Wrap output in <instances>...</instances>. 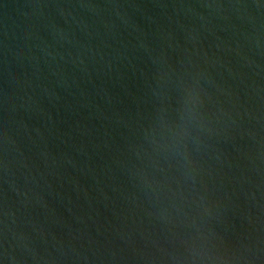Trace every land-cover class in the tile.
Returning <instances> with one entry per match:
<instances>
[{"label":"water","instance_id":"1","mask_svg":"<svg viewBox=\"0 0 264 264\" xmlns=\"http://www.w3.org/2000/svg\"><path fill=\"white\" fill-rule=\"evenodd\" d=\"M0 173L264 264V0H0Z\"/></svg>","mask_w":264,"mask_h":264}]
</instances>
